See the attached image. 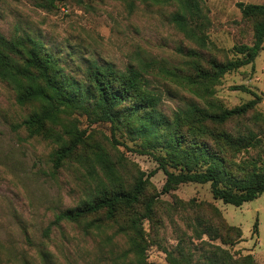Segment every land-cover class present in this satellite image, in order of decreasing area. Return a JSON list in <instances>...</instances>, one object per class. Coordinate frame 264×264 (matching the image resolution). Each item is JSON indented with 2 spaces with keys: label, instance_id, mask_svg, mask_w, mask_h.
<instances>
[{
  "label": "rangeland",
  "instance_id": "rangeland-1",
  "mask_svg": "<svg viewBox=\"0 0 264 264\" xmlns=\"http://www.w3.org/2000/svg\"><path fill=\"white\" fill-rule=\"evenodd\" d=\"M238 2L264 4V0H204L202 7L210 22L204 48L186 40L171 24L173 7L134 2L129 8L127 0H56L50 11L40 8L39 0H0V32L7 38L27 33L41 39L59 56L66 73L80 81L85 80L91 63L121 72L138 70L143 88L159 97L158 109L167 117L191 104L207 110L232 109L260 97L242 117L209 126L214 133L250 132L254 137L250 148L229 152L231 161L243 166L264 160V45L252 65L225 74L206 100L198 99L181 80L188 71L187 51L227 61L234 58V46L251 45L252 21L242 20ZM240 86L247 91L234 89ZM32 111V106L18 107L11 88L0 81V264H41L40 243L57 255L64 245L68 264H108L111 251L116 257L126 249L125 239L115 234V228L85 235L80 227L63 224L52 228L49 241L43 240L42 231L54 214L94 195L104 178L98 167L91 173V165L72 161L49 177L50 156L57 145L28 138L23 129L11 130ZM91 119L78 113L65 117L64 122L84 132L79 154L92 157L94 152H105L126 187L139 174L145 179L155 172L133 208L141 219L144 203L153 201L151 218L142 220L148 263L166 264L168 254L182 253L192 264H203L209 252L220 247L233 259L251 254L256 264H264V193L240 207L214 200L209 184H181L162 194L166 177L150 154L139 152L141 141L129 138L118 124ZM224 227L240 229L241 241L236 243L230 236L223 243L213 234H197L212 228L223 236Z\"/></svg>",
  "mask_w": 264,
  "mask_h": 264
},
{
  "label": "trees",
  "instance_id": "trees-1",
  "mask_svg": "<svg viewBox=\"0 0 264 264\" xmlns=\"http://www.w3.org/2000/svg\"><path fill=\"white\" fill-rule=\"evenodd\" d=\"M55 1L39 0L38 6L50 11ZM127 1L129 8L134 2L173 7L169 20L175 29L198 47L206 46L205 33L210 22L202 7L204 0ZM236 7L242 20L252 21L251 45L234 46L231 49L234 58L227 61L204 59L195 50L184 54L190 61L181 80L198 99L212 97L213 87L225 74L252 65L263 51L264 4L238 2ZM0 81L11 88L18 107H33V111L19 124L12 125L11 130L23 129L28 138H39L57 145L50 156L49 177L54 178L65 163L72 161L80 166L91 165V173L98 167L104 178L94 195L75 208L54 214L53 220L42 231L44 241L50 240L52 228H60L63 224L76 225L85 235L92 230L112 227L115 234L125 239L126 249L117 258L111 251L108 264H153L147 262L148 245L142 225L143 219L151 218L153 201L144 203L141 219L133 208L139 205L146 183L155 172L149 173L145 179L142 173L139 174L133 184L126 187L105 152H94L92 157L79 154L84 132L64 122L65 117L72 113L92 117V122L118 124L129 138L140 140L142 151L139 152L150 154L157 163V169L166 177L162 194L175 190L181 184H209L214 200L240 207L264 193V160L240 166L229 156L230 151L250 148L254 138L250 132L244 135L214 133L209 127L242 117L261 101L258 96L232 109L207 110L191 104L167 117L158 109L159 97L143 88L138 70L129 68L121 72L110 65L91 63L86 68L85 80L80 81L66 73L59 56L50 47L27 33L7 38L0 32ZM234 89L247 91L243 86ZM223 229V236L212 228L197 234H213L223 243H227L225 239L230 236L236 243L241 241L240 229ZM252 233L257 234V221ZM26 240L28 245H34L28 237ZM57 251L58 255L40 243L38 255L41 264H68L64 245H60ZM166 264H192V261L182 253L178 257L168 254ZM203 264L256 262L251 254L233 259L226 250L216 247L204 258Z\"/></svg>",
  "mask_w": 264,
  "mask_h": 264
}]
</instances>
